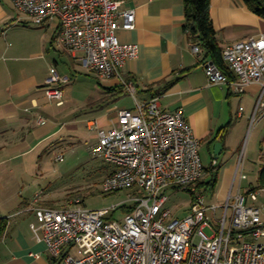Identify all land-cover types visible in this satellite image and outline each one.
<instances>
[{
  "label": "built area",
  "instance_id": "built-area-1",
  "mask_svg": "<svg viewBox=\"0 0 264 264\" xmlns=\"http://www.w3.org/2000/svg\"><path fill=\"white\" fill-rule=\"evenodd\" d=\"M9 1L30 24L41 27L59 21L64 49L85 70L102 80H116L135 97L136 85L123 69L139 57V46L118 39L119 31L136 27V10L125 8V0ZM194 52L198 54L200 47ZM223 59L234 79L207 62L204 69L211 85H228L238 94L254 84L261 87L251 118L254 125L264 113V32L227 46ZM68 82L52 68L46 89L50 102L64 104L62 84ZM98 138L99 155L113 166L103 190L136 188L128 205L133 209L116 220L110 215L122 204L91 210L75 198L53 209L41 206L37 195L32 208L37 222L31 230L56 264H264V208L257 204L264 189L230 194L218 219V206H207L206 195L198 188L206 175L201 141L182 110L166 111L158 98L137 102L134 110H120L117 125L100 130ZM243 161L241 156L240 182L246 180ZM216 167L214 160L210 172ZM169 189L192 193L191 211L184 218L166 207ZM210 211L216 222L211 225Z\"/></svg>",
  "mask_w": 264,
  "mask_h": 264
},
{
  "label": "crops",
  "instance_id": "crops-1",
  "mask_svg": "<svg viewBox=\"0 0 264 264\" xmlns=\"http://www.w3.org/2000/svg\"><path fill=\"white\" fill-rule=\"evenodd\" d=\"M125 8L136 10V27L119 31L118 39L122 44L139 46V57L128 61L123 69L137 92L134 97L121 89L116 80H102L86 70L87 75H95L101 87L97 90L98 100L91 104L95 119L88 121V128L95 132L99 142V131L116 126L120 110H134L137 102L146 103L154 98L166 111L182 110L201 141V157L204 149L211 158L209 164L203 161L205 179H212L210 169L214 160L217 167L213 173L218 180L221 174L224 176L220 198L226 204L230 194L241 193L245 181L240 182L237 176L238 163L260 85L254 84L238 94L228 85L210 84L204 64L211 59L202 48L198 54L194 52V47L200 45L185 29L184 0H125ZM211 17L223 50L264 32V20L243 0H211ZM59 34V21L34 26L11 1L0 0V216L9 220L6 235L0 241V264H56L46 245L38 242L31 230L37 222L33 201L43 194L40 205L45 207L46 192L32 193V182H25L33 178L35 164L47 157L58 141L73 137L71 133L78 131L83 122L63 118L75 96L68 85L76 84L78 74L85 69L58 44ZM68 56L72 66L59 73L60 64H66ZM52 68L69 78L68 83L62 84L64 105L56 104V108H52L55 102H50L46 94ZM120 90L125 93L116 97ZM128 96L133 99L131 107H114ZM255 125V137L241 168L246 180L247 170L259 177L264 167V113ZM216 143L223 146L218 158L214 152ZM29 192L32 197H28ZM221 209L218 206V219L224 215L223 210L218 216ZM190 211L191 205L186 214Z\"/></svg>",
  "mask_w": 264,
  "mask_h": 264
},
{
  "label": "rangeland",
  "instance_id": "rangeland-1",
  "mask_svg": "<svg viewBox=\"0 0 264 264\" xmlns=\"http://www.w3.org/2000/svg\"><path fill=\"white\" fill-rule=\"evenodd\" d=\"M65 62L66 64H60L59 73L64 72L67 66H72L69 56L66 57ZM85 72L87 71L81 69L77 76L78 82L73 83L71 87L68 85V88H72L69 92H74L75 96L74 100L67 105L69 112L63 114L65 119H81L83 122L80 124V129L71 133L73 137L67 136L66 139L58 141V146L47 157H43V160L38 162L37 166L35 164L34 173L31 174L33 178L28 179L25 183L32 182V187L29 188L32 193L46 192L45 198L48 201L45 202V207L60 209L67 206L69 201L75 198L82 199L83 206L91 210L112 208L115 205L122 204L121 208L111 213L110 219L123 220L126 214L125 206L130 205L129 200L135 193L136 188L112 193H106L103 190L105 177L113 169V166L99 155L95 132L87 126L89 120L95 119L91 104L98 100L97 90H101V87L94 74L87 75ZM132 100L128 96L116 102L114 107H131ZM53 104L52 108H56L57 102ZM255 133L256 125L250 124L242 138L243 144L240 155L243 158H245L246 151L254 140ZM61 156L65 157L64 161L59 160ZM202 158L205 164L211 162L209 154H206L204 149ZM246 174L248 179L243 182L242 194H247L252 187L258 184L256 173L247 170ZM210 181L211 179L204 178L206 184ZM224 182V176L221 174L215 187L206 185L201 188L206 195L207 206H224L225 203L220 198L224 191ZM235 191L237 193L238 186ZM166 194L169 197L166 207L173 211L175 217L184 218L187 216L186 213L191 205L192 193L187 190L169 189ZM28 197H32L31 192H29ZM40 198H44L43 194ZM257 204L264 208V192L261 193ZM223 210H219L218 216L222 214ZM212 215L211 212L208 216L210 225L216 223L214 215ZM207 233L211 234L209 228H207ZM262 242L264 243V240Z\"/></svg>",
  "mask_w": 264,
  "mask_h": 264
},
{
  "label": "trees",
  "instance_id": "trees-1",
  "mask_svg": "<svg viewBox=\"0 0 264 264\" xmlns=\"http://www.w3.org/2000/svg\"><path fill=\"white\" fill-rule=\"evenodd\" d=\"M248 8L264 20V0H243ZM186 8L185 29L189 31L191 39L199 43L200 48L206 53V56L215 63L222 72L233 80V73L223 59V49L220 47L217 39V31L211 17V0H184ZM121 89L123 88L120 86ZM119 87V88H120ZM118 90H115V92ZM124 91H119L116 97L123 95ZM212 171V179L207 184L200 181L198 188L209 185L215 187L217 184V175ZM264 189V167L261 169L258 177L257 186L251 188L248 193L254 190ZM247 193V194H248ZM126 212H130L133 207L125 206ZM9 220L0 216V241L6 235Z\"/></svg>",
  "mask_w": 264,
  "mask_h": 264
},
{
  "label": "water",
  "instance_id": "water-1",
  "mask_svg": "<svg viewBox=\"0 0 264 264\" xmlns=\"http://www.w3.org/2000/svg\"><path fill=\"white\" fill-rule=\"evenodd\" d=\"M222 149H223V146H222L221 143H216L215 144L214 152H215V155H216L217 158L221 155Z\"/></svg>",
  "mask_w": 264,
  "mask_h": 264
}]
</instances>
